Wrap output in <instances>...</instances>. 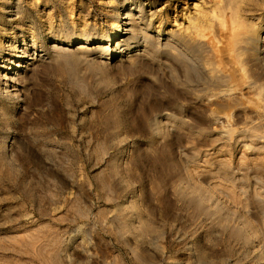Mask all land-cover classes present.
<instances>
[{
    "label": "rangeland",
    "instance_id": "obj_1",
    "mask_svg": "<svg viewBox=\"0 0 264 264\" xmlns=\"http://www.w3.org/2000/svg\"><path fill=\"white\" fill-rule=\"evenodd\" d=\"M0 264H264V0H0Z\"/></svg>",
    "mask_w": 264,
    "mask_h": 264
},
{
    "label": "bare ground",
    "instance_id": "obj_2",
    "mask_svg": "<svg viewBox=\"0 0 264 264\" xmlns=\"http://www.w3.org/2000/svg\"><path fill=\"white\" fill-rule=\"evenodd\" d=\"M122 16H124V20H128V25H132V21L133 22H135V16L133 15V13L132 12H130V11H127L126 13H124ZM141 20V19H140ZM122 21V20H121ZM142 21V20H141ZM140 22V21H139ZM126 24V23H125ZM121 25H122V23L120 22L119 24H118V29H117V32H119L120 30H121ZM139 28H141V27H139ZM158 35H159V33H158ZM87 43V42H86ZM120 53V52H119ZM15 57H17V58H19V59H27L23 54L20 56V55H18V56H15ZM107 60H110L111 59V57L109 56V57H107L106 58ZM28 65H31V64H28ZM26 68V65H25V63H23V62H20V63H17L16 65H15V68H14V74L15 75H17L16 74V71H18V70H23V69H25Z\"/></svg>",
    "mask_w": 264,
    "mask_h": 264
}]
</instances>
